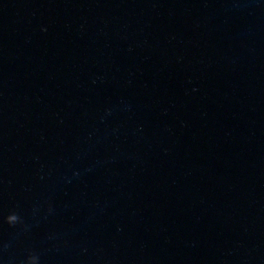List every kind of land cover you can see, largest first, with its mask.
Segmentation results:
<instances>
[{"label":"water","instance_id":"water-1","mask_svg":"<svg viewBox=\"0 0 264 264\" xmlns=\"http://www.w3.org/2000/svg\"><path fill=\"white\" fill-rule=\"evenodd\" d=\"M0 264H264V0H0Z\"/></svg>","mask_w":264,"mask_h":264},{"label":"clouds","instance_id":"clouds-1","mask_svg":"<svg viewBox=\"0 0 264 264\" xmlns=\"http://www.w3.org/2000/svg\"><path fill=\"white\" fill-rule=\"evenodd\" d=\"M14 220H15V218L13 217V218H11V219H9V218H6V222H8V223H14Z\"/></svg>","mask_w":264,"mask_h":264}]
</instances>
